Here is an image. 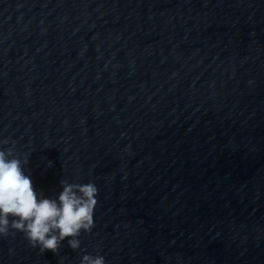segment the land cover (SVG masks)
<instances>
[{"label":"water","instance_id":"water-1","mask_svg":"<svg viewBox=\"0 0 264 264\" xmlns=\"http://www.w3.org/2000/svg\"><path fill=\"white\" fill-rule=\"evenodd\" d=\"M9 148L38 202L98 204L79 249L10 227L0 264H264V0H0Z\"/></svg>","mask_w":264,"mask_h":264},{"label":"clouds","instance_id":"clouds-1","mask_svg":"<svg viewBox=\"0 0 264 264\" xmlns=\"http://www.w3.org/2000/svg\"><path fill=\"white\" fill-rule=\"evenodd\" d=\"M3 143L8 144V140ZM61 185L58 200L40 193L38 202V193L24 174L22 161L11 148L0 150V236H7L11 227L23 232L31 246L39 247L41 252L59 253L61 242L69 237L71 249H79L81 232H91L94 227L98 189L93 183L70 184L63 180ZM81 264L106 261L101 255H84Z\"/></svg>","mask_w":264,"mask_h":264}]
</instances>
